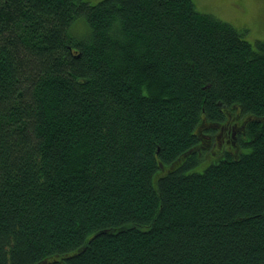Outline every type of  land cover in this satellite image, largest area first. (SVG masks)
Masks as SVG:
<instances>
[{"label":"trees","instance_id":"obj_1","mask_svg":"<svg viewBox=\"0 0 264 264\" xmlns=\"http://www.w3.org/2000/svg\"><path fill=\"white\" fill-rule=\"evenodd\" d=\"M0 264H264V40L195 0H0Z\"/></svg>","mask_w":264,"mask_h":264},{"label":"rangeland","instance_id":"obj_2","mask_svg":"<svg viewBox=\"0 0 264 264\" xmlns=\"http://www.w3.org/2000/svg\"><path fill=\"white\" fill-rule=\"evenodd\" d=\"M96 2L98 0H88ZM199 9L211 12L243 31L252 43L264 40V0H195ZM212 151L206 154L210 160Z\"/></svg>","mask_w":264,"mask_h":264}]
</instances>
